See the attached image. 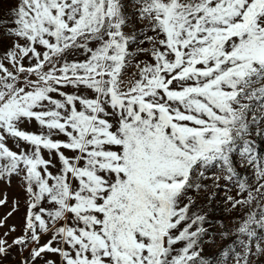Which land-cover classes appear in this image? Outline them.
<instances>
[{
  "label": "snow or ice",
  "instance_id": "6c2138e0",
  "mask_svg": "<svg viewBox=\"0 0 264 264\" xmlns=\"http://www.w3.org/2000/svg\"><path fill=\"white\" fill-rule=\"evenodd\" d=\"M256 135L264 0H0V183L25 206L0 264H264ZM221 179L249 211L209 254L193 209Z\"/></svg>",
  "mask_w": 264,
  "mask_h": 264
},
{
  "label": "rangeland",
  "instance_id": "374dc122",
  "mask_svg": "<svg viewBox=\"0 0 264 264\" xmlns=\"http://www.w3.org/2000/svg\"><path fill=\"white\" fill-rule=\"evenodd\" d=\"M26 130L36 131V126L33 123L27 125ZM255 140V147L259 155L264 156V136L256 135L253 137ZM12 142L9 141L11 146ZM238 159V157H234ZM238 172L240 173L239 179H249V182L252 183V174L253 170L250 167H239ZM215 171V169H213ZM220 176H223V173H218ZM205 183L208 184V188L198 194L196 199V205L194 206V211L199 214L206 215L207 221L204 227L208 228L210 237H206L205 250L206 253H217L228 246L235 238L236 228L242 222L241 217L249 211V209L238 206L237 209L231 207V203L227 200L228 196H233L239 198L238 186L236 185V180L225 181L221 179L219 181V187L213 185L212 180H207ZM6 193L8 196V206L5 208H0V216L6 214L7 211L11 209L12 200H20V208L17 213H14L10 217L6 226L3 229H0V233L7 231L8 227L11 225H16L18 229L22 227L23 217L25 214L24 206V195L23 191L19 185L17 179H13L11 186H7L4 183H0V194ZM254 209V206H253ZM228 231L230 234L225 237L221 233ZM214 241V242H213ZM15 257V259H13ZM19 255L13 251L12 255L8 257L4 264H19Z\"/></svg>",
  "mask_w": 264,
  "mask_h": 264
}]
</instances>
